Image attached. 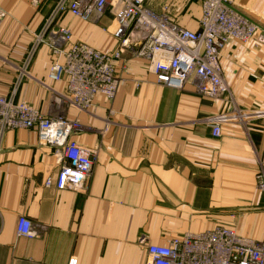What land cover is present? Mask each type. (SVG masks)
<instances>
[{
    "label": "crops",
    "instance_id": "crops-1",
    "mask_svg": "<svg viewBox=\"0 0 264 264\" xmlns=\"http://www.w3.org/2000/svg\"><path fill=\"white\" fill-rule=\"evenodd\" d=\"M0 0V96L25 101L44 115L76 123L73 140L95 153L83 188L46 187L58 160L32 130L5 134L0 144V264H145L140 238L164 245L173 237L216 226L264 241V43L229 42L220 55L228 94L199 95L192 84L175 90L158 84L147 63L124 52L114 63L115 98L96 96L82 111L59 106L66 82L48 79L51 53L40 45L27 68L35 35L56 0ZM177 26L199 30V0H148L147 7ZM236 10L264 35V0H237ZM75 41L105 52L117 40L109 15L90 22L67 16ZM230 118L213 137L205 121ZM19 218L33 238L18 237Z\"/></svg>",
    "mask_w": 264,
    "mask_h": 264
},
{
    "label": "built area",
    "instance_id": "built-area-1",
    "mask_svg": "<svg viewBox=\"0 0 264 264\" xmlns=\"http://www.w3.org/2000/svg\"><path fill=\"white\" fill-rule=\"evenodd\" d=\"M147 1L56 0L35 35L25 66L37 48L45 45L52 57L48 79L66 82V94L54 101L82 111L89 110L98 95L108 101L115 98L120 79L114 63L124 52L146 61L148 73L158 84L175 90L192 84L202 97L219 100L229 92L221 75L223 48L232 41L264 43V35H258V25L236 10L237 0H199L202 15L198 31L174 24L169 18V6L157 13L147 7ZM32 5L37 7L38 2L33 0ZM106 15L111 17L107 31L117 40L111 52L75 41L71 29L63 23L67 16L86 23ZM2 18L0 11V24ZM15 90L9 97L0 96V144L10 131H34L40 145L52 148L59 164L57 174L47 178L44 185H54L58 190L84 188L95 153L73 140L76 123L62 114L44 115L25 101H15ZM229 118L223 112L205 121L213 137H220L221 126ZM256 187L264 193L262 168L256 174ZM35 234L31 222L18 219V237L33 238ZM139 243L146 246L145 264H264V241L240 236L223 226L185 233L164 245L150 244L143 238Z\"/></svg>",
    "mask_w": 264,
    "mask_h": 264
},
{
    "label": "rangeland",
    "instance_id": "rangeland-1",
    "mask_svg": "<svg viewBox=\"0 0 264 264\" xmlns=\"http://www.w3.org/2000/svg\"><path fill=\"white\" fill-rule=\"evenodd\" d=\"M51 9H52V7H51ZM27 57H28V56H27ZM27 57H26V58H27ZM25 61H26V60H25ZM27 67H28V66H25V64H24L23 68L25 69V68H27Z\"/></svg>",
    "mask_w": 264,
    "mask_h": 264
}]
</instances>
